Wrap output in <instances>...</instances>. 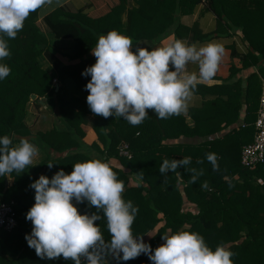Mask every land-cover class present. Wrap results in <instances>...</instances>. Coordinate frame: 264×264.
Listing matches in <instances>:
<instances>
[{
    "label": "trees",
    "instance_id": "obj_1",
    "mask_svg": "<svg viewBox=\"0 0 264 264\" xmlns=\"http://www.w3.org/2000/svg\"><path fill=\"white\" fill-rule=\"evenodd\" d=\"M131 1L91 0V9L85 10L65 3L40 20L38 9L15 39L5 37L10 56L0 64L11 72L0 80V137H11L14 145L28 139L46 158L19 174L0 176V202L13 201L16 218L11 230L0 228V264H73L63 257L42 259L28 246L25 235L32 224L26 213L35 202L30 185L42 174L50 179L60 169L70 173L74 163L98 157L124 182L123 198L138 207L133 235L152 249L164 242L162 235L189 231L199 233L213 250L227 247L235 253L234 264H264V162L252 168L240 164L241 147L253 138L259 74L264 76V0ZM128 2L123 21L120 14ZM202 2L216 15L217 30L225 22L242 31L249 45L248 52L239 55L242 69L252 68L245 88L240 81L220 86L215 98L190 110L192 126L181 114L159 119L151 110L137 126L115 115L106 119L93 114L86 102L90 76L82 72L95 63L92 48L99 36L116 30L132 38L133 51L137 46L151 50L178 27L175 15L188 14ZM56 40L71 45L61 48ZM244 105L248 124L237 130L234 125ZM31 116L34 121L28 124ZM123 143L130 157L120 154ZM50 151L65 154L50 157ZM207 153L217 155L218 171H213ZM184 157L191 158L185 168L159 172L164 159ZM192 168L203 169L195 184L190 183ZM204 182L207 189L201 187ZM72 202L82 214L97 211L86 200ZM96 223L105 240L110 239L106 219ZM106 259L108 264H152L143 253L128 261L111 254Z\"/></svg>",
    "mask_w": 264,
    "mask_h": 264
},
{
    "label": "clouds",
    "instance_id": "obj_2",
    "mask_svg": "<svg viewBox=\"0 0 264 264\" xmlns=\"http://www.w3.org/2000/svg\"><path fill=\"white\" fill-rule=\"evenodd\" d=\"M51 3L52 0H0V60L10 56L5 37L15 39L29 15ZM132 49V38L116 30L100 35L92 48L95 63L82 72L90 76L85 87L92 113L106 119L115 115L132 126L143 123L149 110L159 119L187 112L198 85L214 78L224 54L220 42L199 45L182 39L151 50L140 46ZM190 64L197 65L198 72L190 71ZM10 72L6 64H0V80ZM38 154L39 149L28 139L22 138L14 145L11 137H0V176L25 171L35 165ZM206 158L213 171H218L217 155L207 153ZM190 163V157L166 158L159 172H175ZM52 166L48 163L49 168ZM189 171L193 184L203 175V169ZM30 187L35 190V202L26 213L32 229L25 239L42 259L63 257L73 264H108L109 254L128 261L143 253L152 264H234L235 253L223 245L213 250L196 232L162 235L164 242L155 249L141 236H134L132 225L138 207L123 198L124 182L99 158L74 163L70 173L60 169L50 179L42 174ZM201 187L207 189V182ZM73 200H86L97 211L82 214ZM102 217L107 222L108 240L96 223Z\"/></svg>",
    "mask_w": 264,
    "mask_h": 264
},
{
    "label": "crops",
    "instance_id": "obj_3",
    "mask_svg": "<svg viewBox=\"0 0 264 264\" xmlns=\"http://www.w3.org/2000/svg\"><path fill=\"white\" fill-rule=\"evenodd\" d=\"M90 1L91 0H52V3L50 5H46L44 8L39 9L38 18L40 20L43 16L65 3H72L75 8L79 9H91L88 6L90 5ZM129 2L131 3L132 1L129 0ZM129 2L126 3L124 7L125 9L120 14L123 21H126L127 9L130 6ZM174 21L179 22L178 27L175 29V31L157 41L152 48L162 46L175 39H182L188 41L189 43H197L199 45H203L211 41H217L220 42L224 48V54L219 64L216 75L213 79L205 81L198 85L196 95L191 103V106L189 107L187 112L181 114L184 117L185 122L189 126H192L194 124V121L190 115V110L192 108L201 107L205 101H209L215 98L220 86L224 84H227L229 86L233 85L236 81H240L241 88H245L246 77L252 70V68L242 69V63L239 55H241V53L248 52L249 45L244 40L242 31L240 29H233L229 23L226 24L225 22H222V24L219 26V30H217V17L211 10L207 9L206 3L204 2L197 4L193 10L189 11L188 14H184L181 16L175 15ZM65 43H67L66 45L69 46V41H65ZM188 67L190 71L198 72L197 65L190 64ZM260 76L261 75L259 74V77ZM245 115L244 105L240 110V117L234 125L235 129L238 130V128L242 126L241 124H244L245 126ZM224 132L225 130L219 131L215 134V136H219ZM48 154L50 157H59L64 156L65 153L58 154L56 152L50 151ZM38 157V159H34L35 165H38L46 158V153H43L41 150H39ZM112 162H117V160H113ZM43 170L44 169L42 168L40 170V173H44Z\"/></svg>",
    "mask_w": 264,
    "mask_h": 264
},
{
    "label": "built area",
    "instance_id": "obj_4",
    "mask_svg": "<svg viewBox=\"0 0 264 264\" xmlns=\"http://www.w3.org/2000/svg\"><path fill=\"white\" fill-rule=\"evenodd\" d=\"M261 87L258 104L253 120L254 134L250 142L242 145L240 150V164L245 168H252L264 162V76H260ZM244 126V124H241ZM120 154L130 157L127 144L120 145ZM14 202H0V228L11 230L16 225Z\"/></svg>",
    "mask_w": 264,
    "mask_h": 264
},
{
    "label": "rangeland",
    "instance_id": "obj_5",
    "mask_svg": "<svg viewBox=\"0 0 264 264\" xmlns=\"http://www.w3.org/2000/svg\"><path fill=\"white\" fill-rule=\"evenodd\" d=\"M38 20H39V18H38ZM54 42V41H53ZM55 44L57 45H59L60 47H64V45H66L67 43H65V41L64 40H56L55 41ZM69 44L71 45V42H69ZM42 118V117H41ZM34 121V116H31V117H29L28 118V120H27V123L28 124H30V123H32ZM41 123V119H40V122L38 123L37 121L34 123V126H35V129H36V127L37 128H39L38 127V125ZM39 157L37 156L36 157V159H38ZM99 158V157H98ZM109 261V260H108Z\"/></svg>",
    "mask_w": 264,
    "mask_h": 264
},
{
    "label": "water",
    "instance_id": "obj_6",
    "mask_svg": "<svg viewBox=\"0 0 264 264\" xmlns=\"http://www.w3.org/2000/svg\"><path fill=\"white\" fill-rule=\"evenodd\" d=\"M31 98H35V95H34V94H32V95H31Z\"/></svg>",
    "mask_w": 264,
    "mask_h": 264
}]
</instances>
